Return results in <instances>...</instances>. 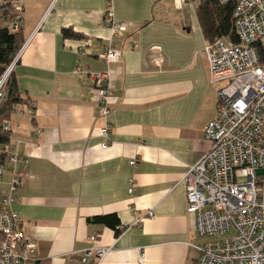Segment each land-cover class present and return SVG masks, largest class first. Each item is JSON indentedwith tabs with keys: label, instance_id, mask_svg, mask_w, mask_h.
<instances>
[{
	"label": "crops",
	"instance_id": "0c3cea01",
	"mask_svg": "<svg viewBox=\"0 0 264 264\" xmlns=\"http://www.w3.org/2000/svg\"><path fill=\"white\" fill-rule=\"evenodd\" d=\"M200 2L23 0L25 42L15 76L34 113L23 105L10 121L18 125L13 150L28 163L7 164L0 191L14 171L31 173L13 205L25 234L37 242L29 264H81L93 234L113 246L99 264H199L191 243L209 240L188 211L183 176L210 148L205 126L218 106ZM109 9L127 31L112 35ZM1 20L6 25L2 13ZM67 28L81 37L65 36ZM111 39L122 56L111 65L105 118L92 73L109 67L101 54ZM106 122L108 140L101 133ZM130 178L137 183L132 193ZM149 209L153 217H146ZM114 213L118 233L91 221Z\"/></svg>",
	"mask_w": 264,
	"mask_h": 264
},
{
	"label": "built area",
	"instance_id": "2783aa9c",
	"mask_svg": "<svg viewBox=\"0 0 264 264\" xmlns=\"http://www.w3.org/2000/svg\"><path fill=\"white\" fill-rule=\"evenodd\" d=\"M9 1L13 4L11 26L17 31L22 26L24 3ZM234 1L239 41L218 39L205 48L209 82L217 87L218 94L217 113L205 126V137L211 145L183 176L188 211L196 215L199 234H227L191 243L198 251L199 264H264V0ZM187 2L175 0L178 7ZM106 18L112 35L127 31L126 22L117 19L113 9L107 11ZM23 49L24 45L0 77V103ZM121 56L122 51L111 39L101 54L109 67L92 73L95 100L105 118L111 112V65L118 63ZM16 112L22 113V107ZM29 112L34 113V108H29ZM2 127L12 133L18 125L8 120ZM110 127L106 122L101 128L107 140ZM107 145L105 141L103 146ZM2 150L5 159L0 161V185L7 164L20 159L28 163L27 158L13 150L11 141ZM131 163L136 164V160ZM30 174L26 170L14 171L8 189L0 191V264H29L37 247V242L25 234L19 213L13 209L19 200L18 189ZM136 184L130 178L129 192H134ZM153 216L154 210L149 209L146 217ZM89 239L91 244L83 250L81 264H99L113 246L99 244L97 234Z\"/></svg>",
	"mask_w": 264,
	"mask_h": 264
},
{
	"label": "trees",
	"instance_id": "16d2710c",
	"mask_svg": "<svg viewBox=\"0 0 264 264\" xmlns=\"http://www.w3.org/2000/svg\"><path fill=\"white\" fill-rule=\"evenodd\" d=\"M5 4H0L3 18L11 21L13 19V4L9 0ZM235 1L228 0H201L198 6V16L203 27L205 36L209 43L218 39H225L231 42H238L239 36L234 22ZM65 36L81 37L80 34L71 29H64ZM25 42L22 26L14 31L11 25H0V77L3 75L7 66L14 60ZM263 51V50H262ZM26 98H23L17 88L15 71L10 75L6 85V95L0 103V161L3 163L5 153L2 146L11 141V132L3 130V122L13 118L16 109L23 105H30ZM96 223L106 224L117 229L121 222L116 213L96 215L91 218Z\"/></svg>",
	"mask_w": 264,
	"mask_h": 264
},
{
	"label": "rangeland",
	"instance_id": "374dc122",
	"mask_svg": "<svg viewBox=\"0 0 264 264\" xmlns=\"http://www.w3.org/2000/svg\"><path fill=\"white\" fill-rule=\"evenodd\" d=\"M1 13H2V11H0V15H1ZM0 23H3V20H1L0 21ZM4 23L6 24V25H13V23H12V20L11 21H8V20H5L4 19ZM19 62V61H18ZM17 62V63H18ZM16 66H17V64H16ZM16 68V67H15ZM13 71H15V69L13 70ZM12 74V73H11ZM29 108H32V105L30 104L29 105ZM31 114V113H30ZM33 114V113H32ZM6 169V168H5ZM7 172V171H6ZM227 234H225V235H221L222 237H224V236H226ZM221 236H218V235H215V236H206V239L205 240H213V239H216V238H218V237H221Z\"/></svg>",
	"mask_w": 264,
	"mask_h": 264
}]
</instances>
